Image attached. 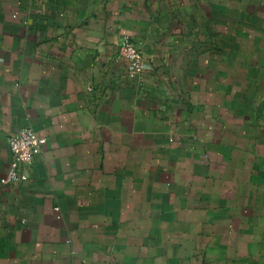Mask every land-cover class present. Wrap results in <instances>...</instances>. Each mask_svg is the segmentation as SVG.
Wrapping results in <instances>:
<instances>
[{
  "label": "crops",
  "instance_id": "crops-1",
  "mask_svg": "<svg viewBox=\"0 0 264 264\" xmlns=\"http://www.w3.org/2000/svg\"><path fill=\"white\" fill-rule=\"evenodd\" d=\"M0 264H264V0H0Z\"/></svg>",
  "mask_w": 264,
  "mask_h": 264
},
{
  "label": "built area",
  "instance_id": "built-area-1",
  "mask_svg": "<svg viewBox=\"0 0 264 264\" xmlns=\"http://www.w3.org/2000/svg\"><path fill=\"white\" fill-rule=\"evenodd\" d=\"M120 57L129 63L128 75L136 78L145 69V62L140 48L130 35L123 36L118 42ZM46 139L31 128H24L10 136L7 145L11 153L7 180L11 184H21L29 180L28 169L33 165L37 155L42 153Z\"/></svg>",
  "mask_w": 264,
  "mask_h": 264
}]
</instances>
